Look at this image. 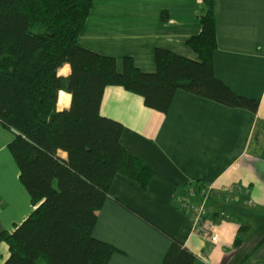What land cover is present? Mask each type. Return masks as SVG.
I'll use <instances>...</instances> for the list:
<instances>
[{
	"label": "crops",
	"instance_id": "0c3cea01",
	"mask_svg": "<svg viewBox=\"0 0 264 264\" xmlns=\"http://www.w3.org/2000/svg\"><path fill=\"white\" fill-rule=\"evenodd\" d=\"M215 5V74L237 95L258 100L259 110L178 91L163 114L122 87L106 89L101 115L124 126L123 146L154 173L146 190L121 175L113 182L94 232L118 251L109 264H162L173 241L194 264H264V0ZM202 9L203 0H95L78 45L114 58L119 72L131 58L155 73L157 49L198 60L186 43L201 32ZM71 101L61 92L58 110ZM12 139L0 124V222L10 233L35 209L8 148ZM8 257L1 243L0 264Z\"/></svg>",
	"mask_w": 264,
	"mask_h": 264
},
{
	"label": "trees",
	"instance_id": "16d2710c",
	"mask_svg": "<svg viewBox=\"0 0 264 264\" xmlns=\"http://www.w3.org/2000/svg\"><path fill=\"white\" fill-rule=\"evenodd\" d=\"M94 1L0 0V124L13 134L8 148L35 208L12 233L0 222L4 264H109L118 252L94 235L113 182L121 175L146 190L154 173L123 146L124 126L101 115L107 88L122 87L163 114L178 91L259 110L258 100L237 95L215 74V0H203L201 32L186 43L198 60L157 49L155 73L131 58L119 72L114 58L78 45ZM61 92L72 97L68 110H58ZM261 135L257 129V147ZM195 261L173 241L162 264Z\"/></svg>",
	"mask_w": 264,
	"mask_h": 264
},
{
	"label": "built area",
	"instance_id": "2783aa9c",
	"mask_svg": "<svg viewBox=\"0 0 264 264\" xmlns=\"http://www.w3.org/2000/svg\"><path fill=\"white\" fill-rule=\"evenodd\" d=\"M189 209H191V210H194V208H191V207H190ZM197 211H198V210H197ZM200 212H202V211L200 210ZM213 241H214V242H216V241H217V237H216V236H215V237H213Z\"/></svg>",
	"mask_w": 264,
	"mask_h": 264
},
{
	"label": "rangeland",
	"instance_id": "374dc122",
	"mask_svg": "<svg viewBox=\"0 0 264 264\" xmlns=\"http://www.w3.org/2000/svg\"><path fill=\"white\" fill-rule=\"evenodd\" d=\"M62 72H63V70L61 71V74L64 75ZM191 188H193V187H191Z\"/></svg>",
	"mask_w": 264,
	"mask_h": 264
}]
</instances>
